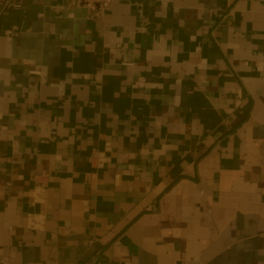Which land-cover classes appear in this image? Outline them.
<instances>
[{
	"label": "crops",
	"instance_id": "0c3cea01",
	"mask_svg": "<svg viewBox=\"0 0 264 264\" xmlns=\"http://www.w3.org/2000/svg\"><path fill=\"white\" fill-rule=\"evenodd\" d=\"M0 264H264V0H0Z\"/></svg>",
	"mask_w": 264,
	"mask_h": 264
},
{
	"label": "built area",
	"instance_id": "2783aa9c",
	"mask_svg": "<svg viewBox=\"0 0 264 264\" xmlns=\"http://www.w3.org/2000/svg\"><path fill=\"white\" fill-rule=\"evenodd\" d=\"M72 5H84L92 10L101 12L108 7L112 0H70Z\"/></svg>",
	"mask_w": 264,
	"mask_h": 264
},
{
	"label": "trees",
	"instance_id": "16d2710c",
	"mask_svg": "<svg viewBox=\"0 0 264 264\" xmlns=\"http://www.w3.org/2000/svg\"><path fill=\"white\" fill-rule=\"evenodd\" d=\"M246 119V115H243L240 117V119L235 123V127H237L238 125H240L244 120Z\"/></svg>",
	"mask_w": 264,
	"mask_h": 264
}]
</instances>
